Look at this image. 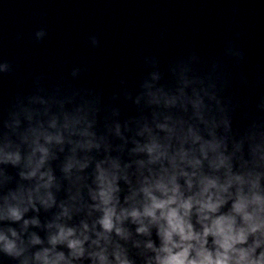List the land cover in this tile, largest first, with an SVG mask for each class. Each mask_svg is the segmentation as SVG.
I'll use <instances>...</instances> for the list:
<instances>
[{"label": "water", "instance_id": "obj_1", "mask_svg": "<svg viewBox=\"0 0 264 264\" xmlns=\"http://www.w3.org/2000/svg\"><path fill=\"white\" fill-rule=\"evenodd\" d=\"M0 264H264V0H0Z\"/></svg>", "mask_w": 264, "mask_h": 264}]
</instances>
